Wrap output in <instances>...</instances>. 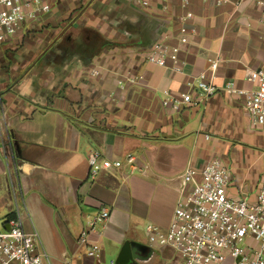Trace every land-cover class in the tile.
<instances>
[{
  "label": "crops",
  "instance_id": "0c3cea01",
  "mask_svg": "<svg viewBox=\"0 0 264 264\" xmlns=\"http://www.w3.org/2000/svg\"><path fill=\"white\" fill-rule=\"evenodd\" d=\"M47 1L50 11L0 43L2 228L20 216L38 233L45 264H110L126 243L130 264H181L146 227H169L183 172L217 157L231 174L228 195L251 202L264 177V123L253 125L245 98L225 89H253L250 72L264 70V0H190L195 33L183 46V72L144 58L164 33L177 34L180 0L147 9L139 0ZM210 58L221 59L218 92L199 106L166 108L167 92L190 91L201 72L211 78ZM92 149L110 160L133 153L137 169L124 162L92 180ZM104 206L110 218L90 235L102 246L98 262L80 235Z\"/></svg>",
  "mask_w": 264,
  "mask_h": 264
},
{
  "label": "built area",
  "instance_id": "2783aa9c",
  "mask_svg": "<svg viewBox=\"0 0 264 264\" xmlns=\"http://www.w3.org/2000/svg\"><path fill=\"white\" fill-rule=\"evenodd\" d=\"M209 2L211 0H203ZM152 0H139L149 8ZM217 6L234 4V0H213ZM190 0H180L185 13L180 16L177 34L164 33L145 53V61L175 72H183V46L190 42L195 29L191 23L194 13L189 10ZM47 0H0V43L14 36L27 21L50 11ZM173 39L175 43H172ZM220 58L208 60L211 78L201 72L190 83V91L179 97L166 93L163 105L173 111L186 106H199L202 99L215 95L219 88L214 78ZM99 74L94 70L92 75ZM253 89H242L233 82L225 85L231 93L245 98V108L253 125L264 123V70L250 72ZM132 81V80H131ZM124 88L125 82L119 81ZM89 178L94 180L105 169L120 168L126 162L137 169L136 156L129 153L125 160H110L97 149L87 154ZM231 174L219 158L207 162L203 169L188 167L182 174L181 197L167 229L149 224L146 231L152 244L171 246L182 260L181 264H264V177L257 199H235L228 195ZM110 218V209L102 207L86 218L80 241L87 255L102 261L101 244L90 239L91 233ZM47 254L36 231L27 232L20 216L12 221L10 230L0 227V264H45ZM110 264H116L111 261Z\"/></svg>",
  "mask_w": 264,
  "mask_h": 264
},
{
  "label": "water",
  "instance_id": "95a60500",
  "mask_svg": "<svg viewBox=\"0 0 264 264\" xmlns=\"http://www.w3.org/2000/svg\"><path fill=\"white\" fill-rule=\"evenodd\" d=\"M8 230H10V227H7ZM132 260V251H131V245L130 243H126L123 247L116 264H130Z\"/></svg>",
  "mask_w": 264,
  "mask_h": 264
},
{
  "label": "rangeland",
  "instance_id": "374dc122",
  "mask_svg": "<svg viewBox=\"0 0 264 264\" xmlns=\"http://www.w3.org/2000/svg\"><path fill=\"white\" fill-rule=\"evenodd\" d=\"M0 227H2V217H0Z\"/></svg>",
  "mask_w": 264,
  "mask_h": 264
}]
</instances>
